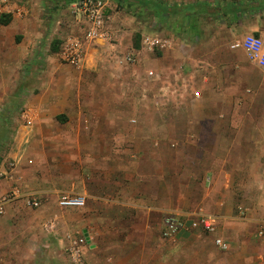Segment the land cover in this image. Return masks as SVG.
<instances>
[{"label":"crops","instance_id":"0c3cea01","mask_svg":"<svg viewBox=\"0 0 264 264\" xmlns=\"http://www.w3.org/2000/svg\"><path fill=\"white\" fill-rule=\"evenodd\" d=\"M137 1L144 21L150 18L142 37L172 39L154 58L137 50L133 32L115 19L111 39L88 43L79 68L44 47L50 27L43 15L0 21V101L25 102L0 160V195L19 193L0 216V264L8 256L21 264H71L64 245L78 231L88 240V264H264L257 234L264 217V71L254 76L258 66L235 63L239 76L228 80L227 65L208 57L224 49L220 32L204 31L198 14H189L207 4L232 43L248 34L264 39V0ZM9 2L0 0V12H14L18 0ZM83 20L59 17L52 37L83 35ZM137 51L142 68L203 87L199 104L191 98L185 107L143 110L139 66L119 63L122 53ZM21 77L26 94L8 92ZM254 182L258 195L246 201ZM65 196L84 205L62 206ZM189 212L218 216V230L162 236L168 214Z\"/></svg>","mask_w":264,"mask_h":264},{"label":"rangeland","instance_id":"374dc122","mask_svg":"<svg viewBox=\"0 0 264 264\" xmlns=\"http://www.w3.org/2000/svg\"><path fill=\"white\" fill-rule=\"evenodd\" d=\"M13 1V0H12ZM31 1V0H29ZM28 0H18L17 6H26L28 9V13L25 16L20 17V19H27L31 15H37V17H40L43 15V18H45V23L50 28L47 29L49 34L46 35L44 38L45 43L43 44L44 47L48 46V49L50 52H56L60 49V45L62 40L58 37H52L51 32L53 29V25L55 26L56 22L58 21L59 17H64L66 14H70V16L77 15L73 11H71L68 6V3H66V0H43L42 2H37L35 0V4H27ZM111 8L109 9L108 13L112 16L111 22L113 19H115V22H118V28L122 29L123 31H130L133 32V44L137 48V50L142 51V31L146 27L149 26V19L147 21H144L145 15L142 13V3H139L137 0H110ZM210 5L204 4L199 7L191 8V11L189 14L194 16V14H198L197 16V22L199 23V26L205 31L208 32H220V35H218V39L222 41V45L224 46V49H220L217 52H214L213 54H209L208 57H210L211 60H213L215 63H220L221 65H227V76L228 80H232V83L234 82L235 78H238L239 74L236 73L234 64H243V63H252L255 66H258V71L254 76L262 77V71H264L263 67H260L259 65L253 63L246 51L243 49H231L232 44V38H227L228 35L225 34L224 29L219 26L220 24L217 22V15L211 11ZM152 17L157 16L158 12L155 9H152ZM4 15L7 17H10V21H12L16 16L13 13H5L0 12V19L1 16ZM115 15L121 16L122 18H126L125 23L118 20ZM161 15V14H160ZM163 16V15H162ZM74 17V16H73ZM151 17V19H152ZM1 21V20H0ZM148 22V23H147ZM142 23H144L145 28H142ZM148 24V25H147ZM151 24V23H150ZM4 26H7V24H3ZM1 27V26H0ZM10 28V27H9ZM246 36V35H245ZM243 36V37H245ZM242 37V38H243ZM170 38V37H168ZM211 36L209 35L206 37V39H210ZM171 39V38H170ZM172 40V39H171ZM144 48V47H143ZM146 50V49H144ZM148 52H152L150 55L151 58L157 57L158 53H160L158 50L150 51L146 50ZM125 54H121L122 57H124ZM131 55L134 56V64L138 65L135 76L138 72H142L141 76V88H142V109L146 111H151L158 108H177L179 107H185L186 102H191V98L194 99L195 104H199V102L202 100L204 96L203 87L193 84L184 83V86H182V82H180L179 78L174 77L171 75L169 78L165 73L160 74L159 72V79H150L147 77L146 73L148 70L147 68H142V53L136 52L131 53ZM120 56V58H122ZM245 67V65H244ZM22 70H25L22 68ZM21 70V71H22ZM247 69L244 70L245 75L247 73ZM158 73V72H157ZM176 76V75H175ZM253 76V77H254ZM26 77V76H24ZM21 77L20 84L16 85L14 87L8 86L10 90L8 92L13 93H20L22 91V94L26 90V82L27 79ZM178 82L180 85L178 86ZM228 87H230L228 85ZM211 88L215 89V93H218L220 88L217 84L212 85ZM235 90V87L232 88ZM197 90L201 91V97L196 98L194 95V92ZM217 98V97H216ZM219 100V99H218ZM213 104H215V107L217 108L220 104L219 101H215ZM223 104V103H221ZM24 97H19L17 99H11L9 101H0V160L4 159L7 155V151L9 150V145L7 142L10 140L11 136V125L14 124L15 119L21 120V115L25 111L24 110ZM197 109H201L202 106H196ZM9 111V113H8ZM11 111V112H10ZM135 123V122H132ZM249 183V182H248ZM256 183V182H254ZM256 186H248L247 192H245V195L243 199L246 201H250L252 197L255 195L257 196V185ZM14 200V199H13ZM9 203V202H8ZM247 204L248 207L249 204L247 202H244ZM7 205V203H6ZM3 211L0 213V216L5 214V207ZM33 208H38L35 206H32ZM76 233H81L80 231ZM10 241V240H8ZM7 257V254H6ZM17 264H21L19 261H15ZM14 261H10L9 256L6 259V264H15Z\"/></svg>","mask_w":264,"mask_h":264},{"label":"built area","instance_id":"2783aa9c","mask_svg":"<svg viewBox=\"0 0 264 264\" xmlns=\"http://www.w3.org/2000/svg\"><path fill=\"white\" fill-rule=\"evenodd\" d=\"M2 3L8 5L10 2L9 0H2ZM69 6L71 11L83 17L85 31L83 35L67 36L61 42L59 56L63 63L79 68L84 62L88 43L111 39L110 23L112 16L108 13L111 3L110 0H77ZM12 13L22 17L27 15L28 9L26 6H17ZM142 45L144 49L150 51H163L171 47L170 39L159 34H145L142 37ZM231 49H243L252 62L264 68V39L262 37L248 34L235 40L231 44ZM134 61V56L131 54L119 59L121 65ZM146 75L150 79H159V73L153 69L148 70ZM194 95L196 98L201 97V91L197 90ZM18 196L19 193L14 191L0 195V213L6 203L18 198ZM30 204L35 207L40 205L37 200L31 201ZM60 205L82 206L84 200L65 196L60 200ZM240 211L244 215L243 208ZM219 222L218 216L203 212L170 213L165 217L162 236L172 238L182 230H202L207 233H214L218 230ZM257 234L264 239V217L259 222ZM87 242V237L83 233L67 235L64 249L71 264H88L84 256V246ZM215 242L219 247L227 248V244L222 238H216Z\"/></svg>","mask_w":264,"mask_h":264},{"label":"trees","instance_id":"16d2710c","mask_svg":"<svg viewBox=\"0 0 264 264\" xmlns=\"http://www.w3.org/2000/svg\"><path fill=\"white\" fill-rule=\"evenodd\" d=\"M73 1H76V0H66V3H71ZM214 11H215V9H214ZM218 12H219V9H216V13H218ZM0 20H1L2 24H8L10 22V17L6 18V16L2 15Z\"/></svg>","mask_w":264,"mask_h":264}]
</instances>
